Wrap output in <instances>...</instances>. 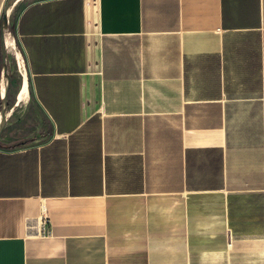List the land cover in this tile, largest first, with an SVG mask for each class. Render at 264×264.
Listing matches in <instances>:
<instances>
[{
  "label": "crops",
  "instance_id": "crops-1",
  "mask_svg": "<svg viewBox=\"0 0 264 264\" xmlns=\"http://www.w3.org/2000/svg\"><path fill=\"white\" fill-rule=\"evenodd\" d=\"M7 21L8 114L32 123L0 132V264H264V0H17Z\"/></svg>",
  "mask_w": 264,
  "mask_h": 264
},
{
  "label": "rangeland",
  "instance_id": "rangeland-1",
  "mask_svg": "<svg viewBox=\"0 0 264 264\" xmlns=\"http://www.w3.org/2000/svg\"><path fill=\"white\" fill-rule=\"evenodd\" d=\"M4 33H5V36L7 37V39L9 41H11L13 39L12 31L10 29L9 24H8L6 30L4 31ZM14 51H15V49H13L12 47H9V46L7 47L6 65H7V69H8V75L10 77V82H9L10 89H9L8 96L6 99V101H7L6 102L7 114L9 113V110L11 108H13L15 97H17V95H18V93L21 89V86H22L21 85L22 81L24 80V77H25V76H23L24 74L22 75V73H21L22 69H21V66L19 65V63H20L19 58L17 60L14 57ZM1 77H2L3 83L5 85L6 80L3 76V70L1 71ZM2 105H3V102L0 103V110L2 108ZM19 110L15 111L11 114H8V116H7L8 120L6 121V124H5L4 128L2 129L3 133H10V132L14 131V128H16V129L17 128L18 129L30 128V125L32 123L31 119H27L24 117L23 121H20V120H18L19 122L16 121V119L18 118ZM0 120H1V117H0ZM38 120L41 121V119H38Z\"/></svg>",
  "mask_w": 264,
  "mask_h": 264
},
{
  "label": "water",
  "instance_id": "water-1",
  "mask_svg": "<svg viewBox=\"0 0 264 264\" xmlns=\"http://www.w3.org/2000/svg\"><path fill=\"white\" fill-rule=\"evenodd\" d=\"M17 1V0H8L5 4L4 10H3V14L1 17V27H0V53H1V67L3 69V76L6 80V87L4 89V93L3 96L1 98V101L3 102L2 108L0 110V132L2 131V129L4 128L6 121H7V117H6V97L8 94V91L10 89V77L8 75V69H7V65H6V58H7V53H6V44H5V37H4V30H6L7 26H8V21H7V13L9 11V9H11L12 4ZM1 134V133H0Z\"/></svg>",
  "mask_w": 264,
  "mask_h": 264
},
{
  "label": "bare ground",
  "instance_id": "bare-ground-1",
  "mask_svg": "<svg viewBox=\"0 0 264 264\" xmlns=\"http://www.w3.org/2000/svg\"><path fill=\"white\" fill-rule=\"evenodd\" d=\"M6 45H7V47L9 46H11L12 45V43H10V41L8 42L7 40H6ZM16 58V57H15ZM17 58H19L18 56H17ZM20 71V70H19ZM22 73V72H21ZM24 73H22V75H23ZM24 76V75H23ZM22 86H21V89H20V91H19V93H18V95H17V100L18 101H20V100H22L23 99V97L24 96H26V94H27V85H26V82H25V77H24V80L22 81V84H21ZM4 89H5V87H4ZM4 89L2 90V94H3V91H4ZM24 100V99H23Z\"/></svg>",
  "mask_w": 264,
  "mask_h": 264
}]
</instances>
